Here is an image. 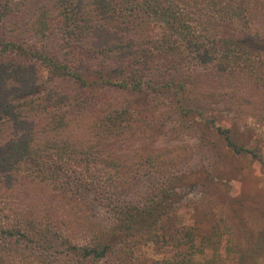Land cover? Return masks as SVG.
Masks as SVG:
<instances>
[{"label": "trees", "instance_id": "1", "mask_svg": "<svg viewBox=\"0 0 264 264\" xmlns=\"http://www.w3.org/2000/svg\"><path fill=\"white\" fill-rule=\"evenodd\" d=\"M255 108L264 0H0V264H215L218 226L201 233L180 209L209 176L114 146L169 122L264 165L244 124ZM140 179L144 194L121 198Z\"/></svg>", "mask_w": 264, "mask_h": 264}, {"label": "rangeland", "instance_id": "2", "mask_svg": "<svg viewBox=\"0 0 264 264\" xmlns=\"http://www.w3.org/2000/svg\"><path fill=\"white\" fill-rule=\"evenodd\" d=\"M226 109L225 105L215 107L218 114L222 111V114H228L218 115L220 119H227L228 124L236 123L237 112L230 114ZM247 112L251 113L244 124L254 127L256 137L252 138L253 146L264 157V109L255 108ZM152 128L117 140L114 146L116 154L127 160L132 155L139 156L152 148L169 158L173 173L193 169L184 179L185 182L199 178L205 180L209 176L208 180L211 179L213 183L207 182L204 186L199 183L196 188L190 186L183 192L180 209L184 212V224H191L195 220L201 233L218 226L221 238L215 264H264V165L250 155H234L222 141L218 143L219 151L214 152L216 149L211 150L209 145L200 142L194 129H183L169 122L157 123ZM258 136L259 141L256 139ZM208 187L212 191L213 202L203 198L201 190ZM145 191L146 182L140 179L134 180L120 193L121 198L136 199ZM219 193L222 196L218 200L216 195ZM98 202H90V213L106 220V208ZM209 204L215 211L214 216L210 217L204 213ZM195 207L196 216L193 215ZM210 254L208 252L207 255ZM152 256L159 258L163 255L153 252ZM204 260L203 255H198L194 264H204Z\"/></svg>", "mask_w": 264, "mask_h": 264}]
</instances>
